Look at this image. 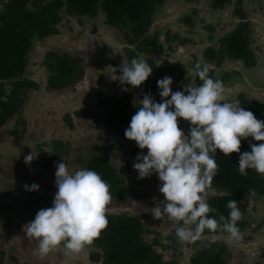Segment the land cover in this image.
<instances>
[{"label": "rangeland", "instance_id": "1", "mask_svg": "<svg viewBox=\"0 0 264 264\" xmlns=\"http://www.w3.org/2000/svg\"><path fill=\"white\" fill-rule=\"evenodd\" d=\"M208 2L165 0L156 9L148 31L149 35H157L154 42L156 47L151 52L154 62L163 68L175 64L177 69L186 73L181 80L184 84L171 85L173 92L183 91L184 85H196L193 82L195 64L204 62L209 72H214L213 80H220L224 72L230 73L222 81L225 87L224 102L236 101L239 93L264 102V0L243 1V9L250 21V46L256 58V64L252 67H245L241 61L229 58L223 60L220 67L204 61L205 47L217 48L218 38L231 31L238 21L233 13L234 4L215 10ZM185 16L190 18V22L183 20ZM103 19L102 12L81 22L75 16L63 13L62 20L57 24V34L33 39L32 48L27 54L25 77L35 81L37 86L25 89L26 96L18 114L0 128V264H101L90 258L93 245L85 247L75 257L66 256L61 248L39 259L33 255L37 242L29 240L23 228L34 220L38 210L53 206L57 191L55 164L65 162L72 172L84 169L83 164L92 153V148L98 147L108 153L110 162L126 179L136 171L133 164L137 161L127 159L117 140L128 125L117 126L119 129L115 137L111 127L101 120L100 112L96 117L75 116L79 108L94 111L93 104L102 96L120 95L125 89L124 84L114 80L115 75H121L119 68L123 61L130 63L132 60L125 48L138 52L137 58H146L144 52L135 49L136 44H128L121 32L105 25ZM93 26L97 28L96 31H93ZM167 37L172 38L168 40ZM49 51H65L76 56L84 70L82 77L68 86L49 87L51 72L44 62ZM112 67L117 69L115 73ZM145 94L148 93L142 89L132 92L133 104L140 103ZM158 94L151 93L153 99ZM159 99L162 100L160 95ZM16 118H19V126L13 128L17 123ZM178 123L187 135L189 122L178 118ZM13 129L16 131L13 132ZM45 149L51 153L44 152ZM32 151L37 156L27 165L24 157ZM126 159L129 161V171ZM152 177L153 197L163 200V194L158 191V175L154 173ZM33 183L40 186L39 190L26 191L24 185L31 186ZM153 197L146 202L128 197V203L112 199L107 212L117 214L125 211L141 215L144 226L149 230L143 234L145 241L151 242L157 238L160 245L155 248L167 260L172 257V249L168 245L174 240L180 251L179 264H191L190 257L201 245L197 241L181 244L175 235L173 221L154 220L148 212L149 208L155 206ZM246 209L250 225L241 231V240L228 245L225 242L227 234L203 235L200 239L211 240L215 236L216 240L225 243L229 248L226 264H264V200L248 197Z\"/></svg>", "mask_w": 264, "mask_h": 264}, {"label": "trees", "instance_id": "2", "mask_svg": "<svg viewBox=\"0 0 264 264\" xmlns=\"http://www.w3.org/2000/svg\"><path fill=\"white\" fill-rule=\"evenodd\" d=\"M165 0H0V128L10 119H14L23 105L26 96L25 89L37 86V83L25 77L27 54L32 48L33 39H42L55 35L58 32L57 24L62 20L63 13L75 16L79 22L84 18L96 17L99 12L104 15L105 25L113 27L121 32L128 44H136V50L145 53V61L152 67L151 76L138 88L124 84L125 89L120 95L106 94L97 100L93 106L94 111L84 107L75 111L77 118L96 117L97 112L101 113V120L111 127V132L117 135V126H129L132 116L141 107V103L133 104L132 92L139 89L147 93H155L160 90L157 81L165 76L173 80V84L183 83L182 69H177L173 64L163 68L154 62L151 55L152 49L156 47V34L149 35V27L152 23L156 9ZM194 1V0H185ZM212 9H222L228 4H234L233 13L237 16L236 25L218 38V47L207 46L203 51L205 62L220 67L223 60L241 61L245 67H252L256 64L255 53L250 46L251 28L250 21L243 9L244 0H207ZM62 12V13H60ZM184 21L190 22L185 16ZM97 28L93 26V31ZM172 37H167L171 39ZM170 46V45H168ZM131 56L137 58L138 52L131 49H124ZM45 65L50 70L48 85L52 88L68 86L80 79L84 73L80 66L79 59L68 52L58 53L49 51L44 59ZM204 65V62H200ZM230 73L224 72L220 80L224 81ZM208 75L214 79L213 71ZM101 81V80H100ZM196 86L200 85L198 76L193 77ZM54 85H61L55 87ZM101 95L100 92H97ZM155 102H161L159 94L154 97ZM241 107L254 113L257 119L264 121V102L247 98L244 93L236 97ZM13 128L18 127L19 118ZM70 124V119L67 117ZM115 125V126H114ZM112 126L116 127L113 128ZM125 128V127H124ZM16 129H13V132ZM17 133V132H16ZM122 133V132H119ZM118 133V136H119ZM125 130L120 134L118 145L127 159L136 161L138 154H147V149L141 150L134 141L128 140ZM15 136V135H14ZM250 143H264L254 141L252 137L241 141V153L250 152ZM92 153L84 162V169L94 170L109 184L112 199L121 203H128V197L134 201H151L154 188V178L148 177L138 180V172L131 173L129 178L123 177L117 167L109 160L108 153L98 147L92 148ZM239 153H232L225 156L217 150L215 160L219 171L212 180V188L216 190L215 196H210L208 203L211 211L209 217L217 218L220 215L225 217L229 214L226 207L231 199L238 201L243 219L238 221L240 231L250 225L247 213V198L259 197L264 200V176L257 174L254 170H247V175H240L238 171ZM125 163L128 164V160ZM128 171L130 170L129 164ZM35 192V191H33ZM151 199V200H150ZM112 200V201H113ZM111 201V202H112ZM108 225L101 231L99 238L93 242L94 251L90 253L92 261L101 264H179L180 251L173 240L170 245L172 257L165 260L163 254L156 250L160 245L158 239L151 242L143 239V234L149 232L144 226L142 216L129 214L121 211L117 214L106 212ZM223 235L222 233H210L205 230L203 235ZM210 240L197 241L201 245L190 257L191 264H226L229 248L222 241L216 240L207 247Z\"/></svg>", "mask_w": 264, "mask_h": 264}, {"label": "clouds", "instance_id": "3", "mask_svg": "<svg viewBox=\"0 0 264 264\" xmlns=\"http://www.w3.org/2000/svg\"><path fill=\"white\" fill-rule=\"evenodd\" d=\"M112 69L113 73L117 71ZM119 72L114 80L138 88L151 76L152 67L142 57L133 58L130 63L123 61ZM208 73L207 64L196 62L194 75L202 83L184 85L183 91H172L169 76L158 80L161 102H155L151 93L145 94L124 135L139 149H147V154H138L133 164L137 179L158 175V191L164 199L153 197L155 206L148 211L152 218L173 221L181 244L195 243L208 230L227 234L225 242L231 245L242 239L237 226L243 219L238 201L227 202V217L208 215V199L216 195L212 180L219 171L215 155L217 150L225 156L239 153L240 175H247L251 169L264 176V143H250V152L240 151L241 141L249 137L264 141V121L241 107L239 100L224 102L223 82L213 80ZM178 118L189 122L187 135L179 127ZM44 152L51 153L48 149ZM36 156L33 151L26 155L25 164L30 165ZM54 166L57 191L53 206L38 210L34 220L23 228L26 237L37 242L33 255L39 259L61 248L66 256L75 257L108 225L106 212L112 196L101 175L89 169L72 172L65 162ZM24 188L32 192L40 186L33 183ZM215 242L213 236L206 246Z\"/></svg>", "mask_w": 264, "mask_h": 264}]
</instances>
